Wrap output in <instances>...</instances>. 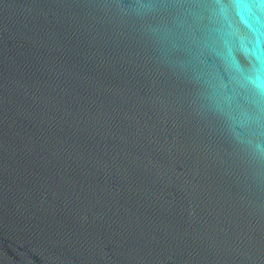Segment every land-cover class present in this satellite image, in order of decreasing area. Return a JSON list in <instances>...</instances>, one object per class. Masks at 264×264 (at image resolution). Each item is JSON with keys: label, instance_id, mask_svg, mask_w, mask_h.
<instances>
[{"label": "water", "instance_id": "95a60500", "mask_svg": "<svg viewBox=\"0 0 264 264\" xmlns=\"http://www.w3.org/2000/svg\"><path fill=\"white\" fill-rule=\"evenodd\" d=\"M0 264H264V0H0Z\"/></svg>", "mask_w": 264, "mask_h": 264}]
</instances>
